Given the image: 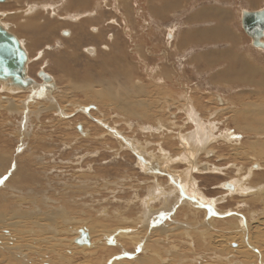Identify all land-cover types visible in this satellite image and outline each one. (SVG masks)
Here are the masks:
<instances>
[{
	"label": "rangeland",
	"instance_id": "374dc122",
	"mask_svg": "<svg viewBox=\"0 0 264 264\" xmlns=\"http://www.w3.org/2000/svg\"><path fill=\"white\" fill-rule=\"evenodd\" d=\"M24 1H27L31 4H40L47 2L52 3V5L54 6V18H50L46 15H44L45 17L43 16V19H40V17L36 18L38 23H49L50 26L53 28L51 31H47L44 26H37L40 28L38 31L39 33H37V31H34L32 37H29V35H31V32L29 30L20 29L21 31H18L16 29L18 33L14 32L13 27L15 25L18 26V24L22 22V20L19 19V16L17 18L13 16V12L18 9V6L15 5L14 0L9 1L10 6L0 9V15L7 14L6 18H2V16H0V24L7 22L9 30H6L9 33L13 34L17 39H19V41H22L21 43L23 44V48L27 49L30 59V62H28L27 65L29 66L27 71L28 77L34 79L39 83L40 80L37 78L36 74L38 71H43L44 73L51 76L53 80H55L54 84L56 86V90L53 95L59 107L63 108L66 114H72V112L78 106L80 108L84 107V110H86L88 113H91L92 117H94L95 119L103 122L105 121L112 127L116 126L115 128H117V130H122L123 133L128 136L132 137L133 135L137 142L141 143L142 146L144 145L143 147H146L149 152H156L154 151L156 150V148H154L156 146L154 145L156 143V139L161 138L160 141H163L164 143L171 141L169 142V145L171 146L170 152L172 155H176L178 154V152H180L176 134V132L180 128L178 126H174L177 131H175L176 129H174V127H172V129L174 130H171V127L168 123H163L167 121L166 119L168 112L166 109H164L166 108L164 107L166 106V102L172 103L170 102V100H172L173 102H178V107L180 109L176 107L175 109H173V111L174 113L178 114L177 125H181L183 124V120L185 119L183 114L184 111L181 110L182 107H184L185 105V103L181 101L183 99V96L189 97V99L191 100H195L194 98H196L197 101L202 103L200 105L201 109L203 110L204 108H207L208 112L209 109H214L215 97L213 96L214 94H217L226 101L227 104L225 106H227V108L229 107V111L230 109L233 110L235 108L242 109L243 111H246L248 109L251 111V117L249 118L250 120L246 121L245 123H243V117L239 120L243 123V127L241 125L243 133L235 134L237 132L232 121L224 120V117L227 116L226 113L218 117L217 115L208 116L209 113L207 114V117L203 116V127L200 128L204 130L205 128L212 126L213 123H219L220 125L218 124V126L216 127L217 129L214 131H210V133H208L207 135L219 137L220 134H223L226 130H229V134L231 133L233 134L232 136H234L236 139L242 140L241 150L236 151H240V153H243V156L232 155L234 153L233 149H236V147H228L221 139L217 141L218 143H208V147L203 149V151H198V149H196L195 151L190 153L189 149H185L189 154H196L195 162H197L198 164L200 162H207L211 165L212 169L220 168V172H217L215 174H200L195 171L193 172L198 174L196 177L192 175L195 181V185L198 186V191L206 199H217L218 201L224 200L225 194L223 192L227 191H224V189H219V186L215 185H217L219 182L227 180L240 181L242 176H244V173H248L247 170L249 169V166H253L256 162H261L262 166H264V151L260 152L256 150V148L264 150L262 149V147H264V130L260 132L259 129H261L262 127L258 128V126H262L264 124V111L263 109H261L262 107H264L262 106L264 105V56L262 59V57L256 56L257 54L254 55V53L259 52L254 51L250 47H247V55L249 58H253V61L243 63L244 32L240 23L241 11L243 10V0H79V2L78 0H18L21 5ZM51 3L47 5H51ZM1 4L3 5V3H0V5ZM261 4L262 6H264V1ZM37 6L40 7L39 5ZM89 12H91L90 15L87 14V17H85L84 15ZM66 13L71 15H73V13L74 15H76L77 13L84 14L83 19L86 21L84 22L85 26L83 29L84 31H82L83 36L81 37V39H77V30L73 28V25H70V23L67 24L66 21L60 18ZM22 19L25 20V18ZM47 20H49V22ZM49 24L45 26L48 27ZM90 25L96 28L98 26V28H100L101 33H99L102 38L98 39L96 38V36H94V34H92L90 29H88ZM65 29L66 32H68L67 36L62 35V32H64L63 30ZM73 32L74 34H72ZM21 33H23V35ZM18 35L20 36L18 37ZM26 35L28 36L26 37ZM71 35L72 38L69 39ZM111 36L115 39V42L113 41L114 43L110 41V39H112ZM28 38L33 42V46L31 47L28 45ZM224 40L228 41L227 45L217 44L223 43L222 41ZM230 43L235 45V47L233 46L230 50L231 52H229ZM106 45L109 48V51L104 48V46L106 47ZM91 47L92 49H94L92 53L93 56L87 53V51H85V48ZM223 53L228 55V57L229 54H231V57L233 58L227 62H224L222 58ZM247 65H251L250 67L253 71L248 72L246 70ZM230 70H232L231 73ZM176 72H178L179 75V78L177 79V85L172 83L173 77L174 80H176ZM159 76L164 79L163 84L165 85V88H158H161V90H165V92L162 91L160 92V94L154 92L156 95H152L150 93L151 95L147 97L148 99L147 101L145 100V102H147L146 104L148 106H151L154 103H158V109H154L155 118H152V121L154 122L152 123L151 120H148L150 122L149 124H151V126L154 125L153 127H157V125L164 126H162L161 135H158V132H155L154 134V132L150 131L153 134V136L152 134H149L147 139L148 142L150 141V144H147L148 142H145V140H143L144 138L142 135L144 133L146 135V132L142 133V131L137 129L136 131H134V127H132L133 131L128 130L129 128L127 125L128 123H140L141 125H144L145 123H147V121L140 120L135 117H130L126 114H121V117H118L119 113L115 111V104H113V102H110L112 100L108 99L109 95L104 96V93L100 91L103 87L102 84H97L93 87L94 91H100L101 97L103 96V100L100 104L94 103L93 99L91 98H87V95H85L81 91V89L78 88L82 87L83 85V87H85V83L87 84V80H89L88 84L91 85L90 83H93L94 79H98L100 82L102 81L101 83H103V81H112L114 89H116V84L118 83V79H120L121 81H128V84L130 83L129 87L127 88H133V83H136V81L140 80L143 86L148 91H152L154 89H157L153 86L156 85L155 82L158 81L157 77ZM171 85L177 86V90L174 91L177 94H171L172 90L174 89V87L172 88ZM114 91L115 90H113V92ZM111 95L114 97L117 96V94L113 93ZM23 97V94H16L14 98H16V100L18 99L19 102H21L20 100H22ZM161 99L162 101H160ZM234 99L237 100V102H235ZM149 100L151 103L149 102ZM35 101H41L38 95H36V97L35 95H30L29 98L24 99V101L21 103L25 102L26 105L24 104V107L20 112L21 115H19L18 106V110L16 111L10 108L9 106L5 107L1 105L3 109H0V151L3 149L4 152H2L8 154L10 161L12 159L10 168L11 172L14 170L16 163L19 165L21 164L23 166H26L28 168L29 177L25 185H28L26 188L34 189L36 191V194L40 193L38 194L39 197L36 198L37 202H40L43 195L48 199L51 198L53 200L58 201L63 200L64 198L62 197H71L70 194H67V192L64 193V190H62V188L68 189L69 186L67 185L70 183L73 185L76 184L78 186L82 184L83 186L87 185L91 189L93 188V190H88L89 195H86V193L72 195L73 197L71 199H77L78 203L81 201L80 203L87 204V206H89L91 209H88L86 211H90L94 208L95 212H97L100 207L103 206L109 208L110 210L113 205L106 204L107 201L105 202V200H102L103 197L108 198V196L110 195L105 191L102 192L101 190H99L100 186L96 184L97 182L99 183L100 180H98L95 184V180H91L89 179V177H95V172H98V170H103L108 172H100L99 175L103 177V179L111 181L112 175L115 176L116 174V169L112 170V168H115L117 166L111 165L113 164L111 163V154H109L108 151L102 152V149H100L99 144H96L95 140H85L90 136L92 138L97 137V135L100 134L103 129L97 124H94L92 121H90L84 113L77 111L78 113L76 115L71 116L69 119L67 118L66 120L60 118L53 108L48 107V110L46 112H43L42 114L40 112L39 115H37L36 113H32L30 115V117L28 118V123L30 124L29 128L25 129V131L28 133V137H25L23 134H21V131H24V128L26 126V118L29 116L28 105ZM124 102L128 103L126 100H124ZM32 110L33 112L37 111L36 108H33ZM126 119H128L127 122ZM216 120H219V122ZM78 124H83L84 128L90 130V136H80L75 130V125ZM245 124H247V126ZM193 130L194 128L192 126L187 125L181 130V132H183L182 134L191 137L193 134ZM255 130L258 132H254ZM106 134L107 136L104 137L106 138V141H114L112 139L113 137L110 134ZM162 134L166 135L167 137L163 136ZM154 135L155 138L157 137L156 139L154 138ZM225 138H228V136H225ZM58 141L60 143H58ZM226 141H230V139H226ZM189 142L190 146L197 145L195 142ZM145 143L147 145H145ZM108 145H106L105 148L109 149L110 144ZM164 147L166 149L169 148L166 147V144ZM175 147L176 150L174 149ZM70 148L72 149L70 150ZM208 149L213 150L214 152L210 156L204 155V150ZM92 152H94V155ZM198 152L199 154L197 155ZM16 159H19L20 161L18 160V162L15 163ZM85 165H87L88 167L86 166L85 168ZM176 165L178 166L179 171H182L181 177L183 175L186 177V175L192 171V165L179 163L173 166L177 167ZM3 168L5 169L6 167ZM87 168L89 172L87 171ZM253 170L255 177L252 178L251 181L243 180V185L253 188H257L258 186L264 187V176H256V172L258 169L255 170L253 168ZM200 171L205 173L206 168L204 167ZM86 173L90 175L86 176L87 178L84 177ZM248 175L249 174H246L245 176L247 177ZM4 178H6V176ZM120 179L121 175L119 174V176L116 177V180H118L121 184L127 182L123 179ZM149 179L150 181H153L150 177ZM197 179H199V184H197ZM3 181L4 179L1 182ZM49 186L52 188V190L48 188ZM188 186L194 187L190 185ZM54 188H56V192L60 193L61 195H54ZM60 190L63 193L59 192ZM109 190H112V188L110 187ZM98 191H101L102 194L98 195ZM130 192L131 194H129ZM133 192V190L130 191V189H128L124 191V194L119 193L120 196H118V198H120L121 200L116 201L115 206H119V203L125 204V201H132L131 209L127 208L130 209V211H127L125 215L137 217L136 214L137 209L139 207L138 201L140 200L138 199V201H136L134 199V197L132 196ZM41 193H43V195ZM187 193L193 196L195 192H190L188 190ZM79 195H81V197ZM137 195L143 196L144 194L141 195V192H139L137 193ZM109 198L112 199V197ZM249 198L250 196L247 199ZM185 199H187V196L183 195L179 203L181 204L182 201H184ZM226 200L227 201L225 202L222 201V204L220 202L216 203V205L221 210H224V212L228 210H233L238 206L236 202L238 199L236 197H231L230 199ZM16 202L13 201V203L11 204V208H9L8 210L9 213H13V211L15 210L14 206L20 201H18L17 203ZM61 203L63 204V202ZM42 205L43 203L41 200V203L39 205L41 212L48 210L46 208L48 205L47 203H44L43 206ZM162 206L163 205L160 204V202H154L150 207L153 211H156L160 209V207L161 209H164L162 208ZM29 207L30 205L25 203L23 204L22 208H20L26 212L29 211ZM124 207L126 208V206ZM183 208H187V206H184ZM83 209L72 206V215L69 216L70 218L67 217V221L62 220V216H60L59 220L57 216V220L55 218V220L53 219L52 222H47L42 220V215H39L38 217L40 218L37 220L34 217H32L33 219H29V217L28 219H15L17 222H19V225H21L20 227L18 226L15 229L13 228L12 230V236H14L15 240L17 241V244L22 246V249H18V251L22 252V255H25L24 257L26 258V261L33 264L34 261L36 264H50L48 262H50L52 258L54 260V264H75L77 261V263H81L85 259L93 258L94 255H85L84 252L92 250H94L92 252H95L98 249H84L82 251V247H76L74 243L69 244L75 237L71 228L84 226V223L86 222L85 224L89 225L93 230V236L95 241L99 242L103 241V236L101 235H103L104 233L105 236L107 235V231L110 229V227L108 226L111 223L109 225H104L106 224V222L99 221V227L93 228L92 225L96 224H92L90 220L91 217L86 216L85 209ZM177 209L179 210V207L177 206L173 209L175 210L173 213L174 217L173 215L165 214L164 219L169 220L173 217V219L175 218V221L178 223H180L181 221L186 222V216L185 220L182 219L181 215L175 217V213L178 212ZM240 210L241 209H239V211ZM185 211V209H181L180 213L184 214ZM100 212L101 211H98L97 214L100 215ZM253 212L256 213H254V217L252 218V220L250 219V217H248V214H253ZM93 214L96 213H94L93 211L91 215ZM241 214L243 215V218L245 220H248L251 223V227L256 226V219L257 221L264 219V205L262 206L255 202L254 204H251L249 209L242 208ZM168 216L169 218L166 219V217ZM226 218L228 217H224L222 219L227 221ZM205 220L206 217L203 216V214H198V217L195 219L191 218L190 220L188 218L186 224H188V226H190L192 230L194 229L193 231L199 232L198 234H200L203 233V231L201 229L198 230V227H202V224L205 223ZM33 221H35V223L36 221H39V224L41 226L43 225L45 227H51L53 229V234H43L44 229L36 228V226H33ZM127 226L128 225L124 227ZM174 226H177V224H174ZM235 227L236 226L228 228L226 231H231ZM220 228L222 227L217 226L215 229L221 231ZM169 229L171 228H168V230ZM39 230L42 232H40ZM102 230H104L105 232L103 233ZM95 231L98 232L97 235L94 234ZM193 231H190V233ZM9 232H11V230ZM32 232H35V234H33ZM178 233L180 234L178 235ZM182 233V228L179 230L176 229L175 232L171 231L170 234H176V238L172 237L169 242L164 244L165 249H162L164 258H167V253L174 252V249H172V247H174L173 245H175L179 248L177 250L180 251V253L186 254V256L184 257L186 261L183 264H241L236 260L237 258L233 257L236 254V246L232 244L233 242H231L232 245L229 243L226 244L223 242L224 240H221V238H216V235L219 233L215 232L214 234L212 232L213 234H210L211 240L206 242L205 245L203 244L202 236H195V244H192L193 247L191 246V248L188 247L189 243L187 242V237L183 236ZM51 235L52 237L54 236V239H58L60 235L64 236L71 248L64 247V249H45V245L40 243L42 239H48L47 237H50ZM221 235H225L224 238L228 239L236 237L233 236L236 234ZM50 244L47 246L52 245ZM68 244L64 243L65 246H68ZM25 246H37L42 249L44 248L45 250L43 249V251L40 252L44 256L40 257L35 253V251L38 249L28 248L29 250H27L25 249ZM119 249H115V254L119 253ZM130 251L133 252L134 249H130ZM68 252L71 253L69 256ZM79 252H82L83 254ZM59 254L67 255L68 258L72 257V261L70 262L69 259L70 263L60 262L61 259L59 260V258L56 256ZM138 254L139 253L136 250L134 252V255L136 256ZM251 254L252 257L255 255L253 258L254 261L252 258H248L245 252H243V261H246L248 258V263L246 264L257 263L258 259L256 257V254ZM134 255L130 258L134 257ZM103 256V258L107 257L105 253L103 254ZM128 257L129 256L127 255L121 254L113 258L116 261L133 260V258L129 259ZM22 259L17 260L18 262L10 259L9 260L11 264H25L23 262V260L25 261V259ZM168 259L171 262L173 261L172 264H179L174 258L172 260V254L171 257H168ZM194 259L195 261H193ZM9 260L6 264H8ZM190 260L192 262H190Z\"/></svg>",
	"mask_w": 264,
	"mask_h": 264
},
{
	"label": "bare ground",
	"instance_id": "6f19581e",
	"mask_svg": "<svg viewBox=\"0 0 264 264\" xmlns=\"http://www.w3.org/2000/svg\"><path fill=\"white\" fill-rule=\"evenodd\" d=\"M9 1L10 0H5L4 2H0V3H3V5H4L3 6L1 4L0 9L7 7V6H10ZM84 1H86V0H84ZM14 2H15V5L18 6V9H16L13 12V14H14L13 16L16 18L19 16V19L22 20V22L20 24H18V26L15 25L13 27L14 32L18 33L16 31V29L18 31L20 29L21 30H29L31 32V35H29V37H32L34 31L35 32L37 31V33H39L38 31L40 28L37 26H40V27L44 26V28L47 31H51L53 29L49 23L39 21L40 23H42V24H40L37 22V19H36L37 17H40V19H43L44 15H46L50 18L53 17L54 6L52 5L51 2L40 3V4L39 3H36V4L32 3L31 4V3H28L27 1H24L22 5L18 2V0H16V1L14 0ZM78 2H79V0H78ZM50 3H51V5H47ZM65 3H66V1H65ZM37 5H39L40 7H38ZM22 8H23V10H22ZM26 10L29 12H27ZM90 13L91 12L86 13L85 15L79 14V13H77L76 15H74V13H73V15H71V14L66 13L65 15L61 16L60 18H62L64 21H66L67 24L70 23V25H73V28L77 30V32H76L77 33V39H81V37L83 36L82 31H84L83 29L85 26L84 22L86 21L83 19V15L85 17H87V14L90 15ZM0 16H2V18H6L7 14L0 15ZM22 18H25V20ZM56 19H58V18H56ZM47 21L49 22V20H47ZM55 22H57V21H55ZM47 24H49L48 27L45 26ZM0 27H2L4 30H6V29L9 30V26L7 25V22L1 23ZM88 29H90V31L92 32V34H94V36H96V38H98V39L102 38L100 35L101 31H100V28H98V26L96 28V27H93L90 25V27H88ZM63 31L64 32H62V35L67 36L68 32H66V29ZM74 32L72 34H74ZM60 33H61V31H60ZM21 34L23 35V33H21ZM11 35H13V34H11ZM19 36L20 35H18V37ZM27 36L28 35H26V37ZM71 38H72V35L69 37V39H71ZM113 39L114 38L112 37V39H110V41L115 42V39L114 40ZM17 41L19 42L21 48L24 50L26 57H27L25 67H26V76L28 77L27 71H28L29 66H27V65H28V62H30L29 54L27 52V49L23 48V44L21 43L22 41H19V39H17ZM28 41H29L28 45L30 47L33 46V42L29 38H28ZM260 42L264 43V37L260 40ZM175 43H177V42H175ZM251 43H252V41H251ZM104 48L107 49V51H109V48L107 47V45H106V47L104 46ZM258 49H261V48H258ZM85 51H87V53L92 55L94 49H92V47L91 48H85ZM250 66L251 65H247L246 70L248 72L253 71ZM249 69H250V71H249ZM231 71L232 70H230V73H231ZM234 71H236V70H234ZM38 72L36 75H37V78L40 80L39 83L31 78L33 80V84L24 88V89L23 88L19 89L17 87L10 86L9 81L4 82V81L0 80V94H1L0 95V109H3V107H1V105L5 106V107L9 106L10 108H12L16 111L19 109V115H21L20 112L22 111L24 104H25V102L24 103H21V102H23L24 99L29 98L30 95L31 96L35 95V97H36V95H38V97H40L41 101H35V102H32L31 104L28 105L29 116L26 118V126L24 128V131H21V134H23L25 137H28V133L25 131V129L29 128L30 124L28 123V118L30 117V115L32 113L33 114L36 113L37 115H39L40 112L42 114L43 112H46L48 110V107L53 108L56 111V114H58L60 118L66 119V120H67V118L69 119L71 116L76 115L78 112L84 113L90 121H92L94 124H97L99 127H101L103 129L102 132L100 134H98L97 137H94V138H92L89 135L90 130H87L86 128H84L83 124L75 125V127H76L75 130L82 137L90 136L85 140H88V141H89V139L93 140V141L95 140L96 144H99L100 149H102V152L108 151V153L111 154V156H112V160H111L112 162L111 163H113L111 165L117 166L115 168H112V170L116 169V172H115L116 174H115V176L112 175L111 181H108L107 179H103V177H101L99 175L100 172H105V173L108 172V171H103V170L102 171L98 170V172H95L96 176L92 177V178L89 177V179L95 180L94 181L95 184L98 180H100L99 183L97 182V184H96V185L100 186L99 190H101L102 192L105 191L110 195V196H108V198L103 197L102 200H105V202L107 201L106 204H110L113 206L110 210H109V208H107L105 206L100 207V209L98 210V211H101L100 215L97 214L98 208L96 209L97 212H95L94 208H93L94 210L92 209L90 211H86L88 209H91L89 206H87V204L80 203L81 201L78 203L77 199H71V198L73 197L72 195H78L79 193H86V195H89L88 190H93V188L91 189L87 185L83 186L82 184H81L82 186L81 185L78 186L76 184L73 185L69 182L70 184H68V185L66 184L67 186H69L68 189L62 188V190H64L63 191L64 193L67 192L68 195L70 194L71 197H69V196L62 197L64 199L58 201V200H53L51 198L48 199L43 195L44 192L41 193L43 195L41 198L43 205H44V203L48 204L46 207L48 210L41 212V210L39 208L41 200H40V202L36 201V198L39 197L38 194H40V193L36 194V191L34 189L26 188L28 185L27 186L25 185V183L29 177L28 168L26 166L21 165V164L20 165L17 164L16 162H18L19 159L18 160L16 159V161H15L16 166H15L14 170L11 172L10 168H11L12 159L10 161L8 154L3 153L4 151L2 149L0 151V264H6L9 259L13 260V261H17V260L22 259V258L25 259V261L22 259L25 264H28V263L33 264V263L26 261V258L24 257L25 255L24 254L22 255V252L18 251V249H22V246L17 244V241L15 240L14 236H12L13 235L12 234L13 228L15 229L16 227L21 226V225H19V222H17L15 219H24V218L28 219V217H29V219L30 218L33 219L32 217H34L37 220L40 218L38 216L42 215V217H43L42 220L47 221V222L48 221L52 222V220L53 219L55 220V218L57 216H58L59 220H60V216H62V220L67 221V217L72 215V212H71L72 206L76 207V208L79 207L82 209L84 207L86 216L91 217L90 220H91L92 224L94 223L97 225V226L92 225L93 228L99 227V224H98L99 221L106 222V224H104V225H109L111 223L108 226V227H110V229L107 231L106 236L104 233L105 231L102 230L104 233L103 235H101V236H103V241H99V242L95 241L94 236H93V230L91 229V227L89 225L85 224L86 222L84 223V226L71 228L73 230V234L75 237L73 238V240L71 242L69 241L70 242L69 244L74 243L76 245V247H79V248L82 247L81 248L82 251L84 249H91V250L93 248H95L96 250L98 249L95 252H92L94 250L84 252L85 255L86 254H88V255L92 254V255H94V257L92 256L93 258L85 259L81 263H77L78 261L76 260L77 262L75 264H172L173 261L171 262L168 259V257H171V254H172V260L174 258L177 261V263L183 264L186 261V259L184 258L186 256V254L180 253V251L177 250V249H179L177 246L173 245L174 247H172V249H174L173 250L174 252L167 253L166 254L167 258L163 257V251H162V249H165L164 248L165 243L169 242L172 237L176 238V234H174V235L170 234L171 231L175 232L176 229L179 230L181 228L183 229L182 235L187 237V240H188L187 242L189 243L188 247H190V248H191V246L193 247L192 244H195V240H194L195 236L196 237L202 236L203 244L205 245L206 242L211 240L210 234L212 232L215 234V232H216V233H219L216 235L217 236L216 238H218V239L221 238V240H224L223 242L226 244H228V243L231 244V242H233L232 244L234 246H236V248H237V249H235L236 254L233 257L237 258L236 260L239 263H241V264L248 263V261H247L248 258L253 259L255 256L254 254H256L258 261H257V263L256 262L255 263L256 264H264V262H263L264 261V251H263V249H264V219L257 221V219L255 218L257 224H256V226L251 227V223L248 220H245L243 218V215L241 214L242 208L243 209H249L251 204H254L255 202L259 205H262V206L264 205V187L258 186L257 188H253V187H247L246 185H243V180L244 181H251V179L255 177L254 173H253L254 172L253 168L255 170L258 169L256 172V176H258V175L264 176V173H262V172H264V166H262L261 162H256L257 164L254 163L253 166H251V165L249 166V169L247 170L248 173L245 172L244 176H242L240 181L227 180V181L219 182L215 186H219V189H224V191H227V192H223L225 194V196L223 195L224 200H219V201L217 199L209 200V199H206L205 197H203L200 194V192L198 191L199 189L197 188L198 186L195 185V181L192 177V173L195 171V172L200 173V174H207V173L208 174H210V173L215 174L217 172H220V168H218V169L213 168L212 169L211 165L208 164L207 162H205V163L200 162L198 164L197 162H195L196 154H189L185 150V149H189L190 153L195 151L196 149H198V151H203V149L208 147V145H209L208 143H216L217 141H219V139H221L228 147H236V149H233L234 153L232 155H237V156L242 155L243 156V153H240V151L239 152L236 151V150H241L242 140L236 139L234 136H232L233 134H231V133L229 134L228 133L229 130H226L223 134H220L221 137L220 136L217 137V136H208L207 135L208 133H210V131L216 130L217 129L216 127L218 126L219 123H213L214 127L212 125L210 127L205 128L204 130H202L200 127H203V123H202L203 122L202 121L203 116L207 117L208 113H209L208 116L217 115V117L222 116L224 113H226L227 116L224 117V120L232 121V123L234 124V126L236 128V132H237V133H235V132L234 133L235 134H238V133L241 134V133H243V130H242L243 123L250 120L249 119L251 117V111L250 110L247 109L246 111H243L242 109H238V108L236 109L235 108L233 110L230 109V111H229V109H228L229 107L227 108V106H225L227 104L226 101L223 98H221L219 95L214 94L213 97H215L214 98V106L215 107L213 110L209 109L207 112V108H204L203 110L201 109L200 105L202 103L197 101L196 98H194L195 100H191V99H189V97L183 96V99L182 100L180 99V100L185 103L184 107L181 106L182 107L181 110L184 111L183 114H184L185 119L183 120L184 121L183 124L177 125L178 114L174 113L173 109L178 107V102L175 101V99H174L175 102L170 100V102H172V103L166 102V106H164V107H166L164 109H166L168 112L167 119H166L168 122L166 121L163 123H168L171 127V130L176 129L174 126H178L180 128L178 131H177V129L175 130V131H177L176 132L177 140H178L177 142L179 144L180 152H178V150H177L178 154L172 155L170 152L171 146L169 145L170 144L169 142H171V141L164 143L163 141H160L161 138L156 139L157 137L155 138V135H154V138L156 139L155 140L156 143L154 144V145H156L154 147V148H156V150H154V151H156V152L152 153V152H149V150H147L146 147H143L144 145L142 146L141 143H138L137 140L133 137V135H132V137L128 136L125 133H123L122 130H117V128H115L116 126L112 127L109 124H107L105 121L103 122V121L95 119L94 117H92L91 113H88L86 110H84V107L80 108L78 106L72 112V114L71 113L69 115L66 114L64 112L63 108L59 107V105H58V103L55 100L54 95H53L55 90H56V88H55L56 86L54 84L55 80H53V78L47 74L49 76L50 80L43 82L39 77V74L43 71H40L39 73ZM160 73H163V72H160ZM168 73H169V71H168ZM172 75H174V74H172ZM28 78H30V77H28ZM175 78H176V80H174V77L172 78L173 79L172 83L177 85L178 84L177 79L179 78L178 72H176ZM157 79H158V81L155 82L156 85L153 84L154 85L153 87L157 88V89H154L152 91H148L143 86V84L141 83L140 80L136 81V83L135 82L133 83V88L132 87L127 88V87H129L130 83L128 84V81H121L120 79H118V83L116 84L118 86V89H117V86H116V89H114V85L112 84V81L111 82L110 81H106V82L103 81V83H101L102 81L100 82L98 79H94L93 83H90L91 85L88 84L89 80H87V84L85 83V87H83L84 86L83 85L82 87H78V88H80L81 91L85 95H87L86 96L87 98L93 99V102L97 103V104H100L101 101L103 100V98H102L103 96L101 97L100 91H102L104 93L103 94L104 96L109 95L108 99L112 100L110 102H113V104H115L114 108H115V111H117L119 113L118 117H121L120 116L121 114H126L130 117H135V118H138L140 120L147 121V123L144 124L145 126L141 125L140 123H136V124L135 123H133V124L128 123L127 125L129 128L128 130H132L133 129L132 127H134V131H136V129H137V130L142 131V133L146 132L147 133L146 135H145V133L143 135L142 134L141 135L144 138L143 140H145V142H148V140H147L148 136H149V134H152L150 131L154 132V134H155V132H158L159 133L158 135H161V133H162L161 129H162V126H164V125H162V126L157 125V127L156 126L153 127L154 125L151 126V124H149L150 122L148 120H151L152 123L154 122V121H152V118H155L154 109H158L157 108L158 103H154L151 106H148L146 104L147 102H145V100L147 101V99H148L147 97H149L151 94L152 95L155 93L160 94V92H162V91L165 92V90H163V89L161 90V88H158V87L165 88V85L163 84L164 79L161 76L157 77ZM151 81H152V79H151ZM167 81H169V80H167ZM151 83H154V82H151ZM97 84L98 85L102 84L103 87L100 91L96 92L93 90V87H94V85H97ZM160 85H163V86H160ZM171 86H172V88L174 87L171 94H177L176 92H174L177 90L176 89L177 86H175V85H171ZM113 90H115V91L113 92ZM29 93H30V95H29ZM112 93L117 94V96H115L116 98L111 95ZM16 94H18V95L23 94L24 95L22 100H20L21 102H19L18 99L16 100V98H14ZM167 94H170V93H167ZM124 100H126L128 103H125ZM220 100H221V102H220ZM160 101H162V99ZM149 102H150V100H149ZM235 102H237V100H235ZM234 105H235V103H234ZM17 106H18V109H17ZM262 106H264V105H262ZM33 108H36L37 111L33 112V110H32ZM159 109H160V107H159ZM261 109H263V111H264V107H262ZM155 115H156V113H155ZM242 117H243V123L239 121ZM124 119H125V117H124ZM127 120L128 119H126V122H127ZM216 121L219 122V120H216ZM187 125H190L194 128V130L192 132L193 134L191 137H188V135L182 134L183 132H181V130ZM241 125H242V127H241ZM245 125L247 126V124H245ZM77 126H80V128H81L80 131L77 130ZM172 127H174V129H172ZM258 128H261V129H259V131L262 132L264 130V124L262 126H258ZM200 132H204V133H200ZM254 132H258V131L255 130ZM106 133L110 134L113 137L112 139L114 141H111V142L106 141V138H104L107 136ZM227 133H228V135H227ZM152 136H153V134H152ZM163 136H166V135H163ZM225 136H228V138H225ZM139 138H137V139H139ZM226 139H230V141H226ZM189 141H191V143L195 142L197 145L196 146H190ZM149 142L147 144H150ZM58 143H60V142L58 141ZM71 143H70V145H71ZM160 143H162V144H160ZM205 143H206V145H205ZM108 144H110L109 149L105 148V146ZM147 144L145 143V145H147ZM151 144H153V143H151ZM165 144H166V147H169L168 148L169 150L164 147ZM97 148H95V149H97ZM71 149L72 148H70V150ZM174 149L176 150V147ZM262 149H264V147H262ZM256 150H258L260 152L264 151V150H261L259 148H256ZM204 152H205L204 155H206V156H208V155L210 156L211 154L214 153L213 150H209V149L204 150ZM92 153L94 155V152H92ZM103 154H105V153H103ZM198 154H199V152L197 153V155ZM138 155L140 157H138ZM225 157H226V155H225ZM179 163H182V164L185 163L188 165H192V168H191L192 171L189 172L186 175V177L184 175L181 177L182 171H179L177 165H176L177 167L173 166V165L179 164ZM101 164H103V163H101ZM87 165H85V168ZM3 167H6V168L4 169ZM147 167H149V168L153 167L155 170H160L162 172L163 171L168 172L167 178H165V179L162 178L161 173L156 172L154 170L150 171V175H146V173L143 172V170H144V168H147ZM204 167L206 168L205 173L200 171ZM87 171H88V168H87ZM258 172H259V174H258ZM119 174L121 175V179H123L124 181H127L126 183L121 184L118 180H116V177L119 176ZM246 174H249V175L246 177L245 176ZM5 176H6V178H4ZM86 176H90V175H88L86 173V175H84V177H86ZM100 177H101V179H100ZM149 177L153 181H150ZM3 179H4V181L1 182ZM89 179H87V180H89ZM169 179H170V181H169ZM168 181H169V183H168ZM176 182H178V183H176ZM173 183L177 184L178 187H176L177 185L175 186ZM248 184H250V183H248ZM188 185L194 186V187H189ZM110 187L112 188V190H109ZM48 188H50V190H52V188L50 186ZM128 189H130V191L131 190L134 191L132 193V196L134 197V199L136 201H138V199L140 200V201H138L139 207L137 209V214H136L137 217L125 215V213L127 211L128 212L130 211L132 201L131 202L125 201V204L119 203V206H115L116 201L121 200L120 198H118V196H120L119 193L124 194V191L128 190ZM187 189L190 192H195L194 195L195 194L196 195L192 196L191 194L187 193V191H188ZM56 190H57L56 188L53 189V194L54 195L55 194L61 195L60 193H57ZM101 191H98L97 194L101 195L102 194ZM59 192H62V191L60 190ZM139 192H141V195H143V194L144 195L143 196L137 195V193H139ZM129 194H131V192ZM183 195L187 196V199L182 201V203L180 204L179 202H180ZM79 196L81 197V195H79ZM249 196H250V198L247 199ZM109 197H112V199ZM231 197L232 198L236 197L238 199L236 201L238 206L235 209L228 210V211L224 212V210H221L216 205V203H218V202H220L222 204L223 203L222 201L225 202V201H227L226 199H230ZM115 198L118 200H116ZM14 199H16L17 202L18 201H20V202L17 203L16 200H14ZM84 199H85V196H84ZM87 200H88V198H87ZM13 201H15L17 204L14 206L15 210L11 214L8 212V210H9V208H11V204L13 203ZM60 201L63 202V204ZM108 201H110L112 203H110ZM154 202H160V204L163 205L162 208H164V209H161V207H160V209H158L159 208L158 207L157 208L158 210L153 211L150 206ZM25 203L30 205L29 211H26V212L21 209L23 204H25ZM123 205L126 206V208ZM176 206L179 207V210L177 209L178 212L175 213V217H178V215H181L182 219L185 220V216H186L187 217V220H185L186 222L181 221L180 222L181 224H180V223L175 221V218L173 219V217H174L173 213L175 211L173 209ZM184 206H187V208H183ZM91 207H93V206H91ZM127 208H130V209H127ZM181 209L186 210L184 213L185 215L183 213H180ZM239 209H241V210L239 211ZM93 211L96 214L91 215V213ZM254 213H256V212H253V214H248V217H250V219H252L254 217ZM165 214L173 215V217L170 218L169 220H165L164 219ZM198 214H203V216L206 217V220L210 221V222H208L205 220V223L202 224L203 226L198 227V230L201 229L203 231V233H200V234H198L199 232L193 231L194 229L192 230V228L190 226H188V224H186L188 221V218L190 220H191V218L195 219L198 217ZM224 217H228V218H226L227 221L222 219ZM58 218H56V220ZM168 218H169V216L166 217V219H168ZM71 221H73V220H71ZM32 223H34L33 226H36V228H43L44 229L43 234H45V235L53 234V229L51 227H45L43 225L41 226L39 224V221H36V223H35V221H33ZM56 223H57V221H56ZM47 224H50V223H47ZM171 224H173V225H171ZM174 224H177V226H174ZM126 225H128V226L124 227ZM172 226H173V228H172ZM217 226L222 227V228H220L221 231L218 229H215ZM234 226H236V227L233 230L226 231L228 228H232ZM168 228H171V229L168 230ZM10 230H11V232H9ZM79 230H82V231H79ZM168 231H169V235H168ZM190 231H193V232L190 233ZM40 232H42V231H40ZM97 233H98L97 231L94 232V234H96V235H97ZM33 234H35V232ZM82 234L88 236V240H89L88 245L76 244V242H75L76 239L80 238V236H82ZM179 234L180 233H178V235ZM221 234H226V235L236 234V235H233L236 237H232V238L228 239V238H224L225 235H221ZM56 236H57V234H56ZM189 236H190V238H189ZM51 237H52V235L50 237H47L48 239H42L40 244H44L45 246L44 245L43 246L45 249H62V248L64 249V247L65 248L70 247L68 244V241L66 240V238L64 236L60 235L58 237V239H54L53 238L54 236L52 238ZM213 241H215V240H213ZM63 242L68 244V246H65ZM49 244L51 246H47ZM55 245H57L58 247ZM25 247H26L25 249H27V250H29L28 248L38 249L35 251V253L40 257L44 256V255H42V253H40L41 251H43L44 248L42 249V248H39L37 246H35V247L25 246ZM119 247H120V249H119ZM219 247H221V246H219ZM129 248L134 249V251L131 252ZM39 249H40V251H39ZM115 249H119L118 254H115L116 253ZM136 250L139 254L135 256L134 252ZM243 252H245V254L248 257L246 261H243ZM68 253H69L68 254V256H69L71 253L70 252H68ZM79 253H82V252H79ZM104 253H105V255H107L106 258H103ZM251 253H253V255H254L253 257H252ZM121 254L129 256L128 258L129 259L133 258V260L116 261L113 258V257H116L117 255H121ZM133 255H134V257L130 258ZM56 256L59 258V260L61 259L60 262L67 263V262H69V259H70V262L72 261V257L68 258L67 255H64V254L63 255L59 254ZM63 256H66V257H63ZM227 259H228V257H227ZM10 260H9L8 264H11ZM176 261H174V262H176ZM193 261H195V259ZM253 261H254V259H253ZM190 262H192V261L190 260ZM48 263L54 264L53 258ZM34 264H36L35 261H34Z\"/></svg>",
	"mask_w": 264,
	"mask_h": 264
},
{
	"label": "water",
	"instance_id": "95a60500",
	"mask_svg": "<svg viewBox=\"0 0 264 264\" xmlns=\"http://www.w3.org/2000/svg\"><path fill=\"white\" fill-rule=\"evenodd\" d=\"M5 0H0L4 2ZM241 27L243 32L251 39L252 46L264 49V43L260 40L264 37V8L255 12H242ZM27 57L17 39L0 27V80L9 81L10 86L24 89L33 84V80L26 76ZM40 79L49 81V76L43 72L39 74ZM80 126L77 130L80 131ZM76 244L88 245V236L82 234Z\"/></svg>",
	"mask_w": 264,
	"mask_h": 264
},
{
	"label": "crops",
	"instance_id": "0c3cea01",
	"mask_svg": "<svg viewBox=\"0 0 264 264\" xmlns=\"http://www.w3.org/2000/svg\"><path fill=\"white\" fill-rule=\"evenodd\" d=\"M263 1L264 0H243V10L241 11V15H242V12H244V11H247V12H255V11H259V10L263 9L264 6H262V4H261ZM240 23H241V19H240ZM222 42L223 43H217V44H223V45H227L228 44V41L227 40H224ZM178 44H180V43H178ZM233 46L235 47V45H233L231 43L229 44V47H230L229 48V52H231L230 50L232 49ZM247 47H250L254 51L259 52V53H254V55L257 54L256 56L262 57V59H263V56H264L263 51H264V49L259 50L258 48H255V49L252 48L253 46H252L251 40L249 39V37L245 33H243V63L244 62L247 63L248 61H253V58H249L248 55H247V49H246ZM222 55H223L222 58H223V61L224 62H227V61H229V60H231L233 58V57H231V54H229V57L225 53H223ZM139 155H138V157H140ZM152 170L161 173L162 178H167V173L168 172H166V171H163L162 172L160 170H155L153 167L144 168L143 172H145L146 175H150V171H152ZM192 175H194L196 177L198 174L197 173H192ZM197 180H198L197 184H199V179H197ZM169 181H170V179H169ZM169 181H168V183H169ZM176 183H178V182H176ZM174 185L176 186L177 184H174ZM176 187H178V185Z\"/></svg>",
	"mask_w": 264,
	"mask_h": 264
}]
</instances>
